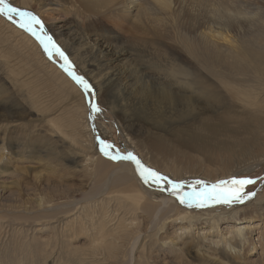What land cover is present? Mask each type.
Wrapping results in <instances>:
<instances>
[{
  "label": "bare ground",
  "instance_id": "6f19581e",
  "mask_svg": "<svg viewBox=\"0 0 264 264\" xmlns=\"http://www.w3.org/2000/svg\"><path fill=\"white\" fill-rule=\"evenodd\" d=\"M21 1L35 2L45 12L51 10L52 1L60 5L58 0H14L19 6ZM65 1L69 5L74 3L72 18L75 19L74 15L88 18L91 14L112 26L111 33L98 36L78 22L47 21L70 59L92 81L99 100L110 89L122 94L131 90L130 82L133 74H139V65L119 68L118 64L131 52L137 34L155 37L152 40L158 44L156 48L163 47L159 41L161 32L168 29L184 38L181 46L185 57L168 65H162L167 62L163 58L159 65L164 67H157L165 73L158 78L164 92L160 107L152 105L160 110L164 106L170 115L176 116H172L168 128L157 131L142 144L143 148L138 149L135 142L127 140L128 147L145 166L166 173L176 182L215 183L240 172H252L264 164V0ZM122 37H126L125 48L116 43ZM52 57L48 54L43 60L51 84L59 72ZM8 64L0 61L3 78L10 75ZM143 70L148 71L144 66ZM21 79L20 72L14 73L12 86L23 93L22 101L29 106L28 112L34 109L39 112L37 104L43 98L44 88L29 81L31 89L25 94L18 88ZM64 83L76 89L66 77ZM5 94L0 86V105ZM134 104L141 107L142 100ZM86 111L84 118L78 114L73 119V140L59 127H51L50 121L46 123L47 132L59 144H63V138L70 141L65 143L67 152L46 147L52 141L48 139L39 141L35 156L26 155V159L31 158L32 163L40 158L51 161L56 157L63 162L65 159L72 166L78 165L69 169L81 174L84 182L95 178L99 188L109 182L93 166L110 162L99 161L106 159L101 151L103 145L84 139L91 126L89 108ZM137 128L134 124L124 127L121 124L120 131L137 133ZM7 136L8 133L0 136V164L11 163L13 175H18L26 167L14 165L21 162L16 153L21 151L23 156L27 152L23 143H18L13 151L8 146L13 156L6 158V145L3 146ZM119 163L112 173L126 172L122 173V180H115L120 182L119 190L97 191L98 197L77 203L73 214L57 223L63 242L89 239V251L82 254L78 264H125L127 255L132 257V264H264V210L260 207L264 202L233 207L222 204L186 207L167 186L161 191L155 185H146L131 162ZM37 175L39 181L42 175L40 172ZM152 204L156 206L155 212ZM144 210L160 219L154 224L147 223L145 231L139 219ZM70 255L75 257L72 252Z\"/></svg>",
  "mask_w": 264,
  "mask_h": 264
},
{
  "label": "rangeland",
  "instance_id": "374dc122",
  "mask_svg": "<svg viewBox=\"0 0 264 264\" xmlns=\"http://www.w3.org/2000/svg\"><path fill=\"white\" fill-rule=\"evenodd\" d=\"M13 2L14 0H8L11 6L22 9V11H30L41 20L44 25V32L51 37L57 46H61V48L58 47L68 58L72 70L76 75L83 77L91 91L86 93L68 75L64 70V61L55 53L52 58L59 67V72L56 74L55 82L51 84L49 82L50 77L45 74L43 66L48 53L44 51L35 37L25 32L11 20L0 16V61L9 62L8 68L10 70L8 77L0 76V86L6 92L4 96H1L4 99L0 105V126L3 128V133L0 136L7 133L9 135L6 137L3 146L5 148L6 145V158L13 156L10 150L13 151L18 143H23L27 152L23 156L21 151L16 153L21 162L14 165L27 168L18 175H13L11 163L0 164V264H74V262L78 264V259L82 254L86 250L89 251V239L86 237L77 240L65 239L66 241L63 242L59 236L61 233L57 223L73 214L77 203L83 204L93 200V196L98 197L100 194L98 193V195L97 191L101 193L102 190L104 192L119 190L120 182L115 180L118 178L122 180V173L126 172L118 170L119 173H112L121 160H112L104 156L106 159H99V161L110 162L107 163L108 165L98 163L93 166V170L98 175L104 174L105 179L109 182L98 188L99 183L95 178L90 182H84L81 174L69 169L78 165L72 166L65 159L64 162L67 165L61 158L56 157L51 161L49 159L45 161L42 158L40 160L34 159L32 163L30 162L31 158L26 159V155L35 156L34 154L40 148L37 143L48 139L52 141H49L45 145L46 147L63 153L67 152L68 148L65 147V143L70 141L63 138V144H59L54 139V135L47 132L46 123L50 121L51 127H59L63 134L73 140L75 139L72 131L73 119L78 114L84 118L87 114L86 108H89V124L91 126L84 139L92 140L100 147L103 145L101 141L113 145V154H115V150H119L122 155L130 152L139 158V155L128 147L127 140L131 139L132 142H135L138 149L143 148L142 144L147 143L148 139L157 131L168 128L172 116H176L170 115L171 112L166 110L164 106L160 110L152 105L154 103L156 107H160L158 103L161 101V94L164 92L158 78L165 73L157 67H164L159 65L163 58H167V62L162 65L179 62V59L184 56V50L181 46V40L184 38H180V34L174 29H168L161 32L159 41L163 47L156 48L158 44L152 40L156 39L155 37L137 34L133 37L131 52L118 64L119 68L139 65V74H133V80L130 82L131 90L129 92L124 91L122 94L117 89H110L106 97L99 100L92 81L85 77L70 59L63 46L58 43L53 32L49 29L47 21L51 24L78 22L79 26L82 25L98 36L112 32L110 23L103 21L100 16L94 18L91 14L88 18H86L87 15H74L75 19L72 18L71 8L74 3L69 5L65 0H58L60 5L55 1L50 2L51 10L47 12L40 11L36 3L32 1H21L20 6ZM26 6H30V9L25 8ZM44 10H48V8ZM13 19L18 21L19 17ZM17 30L23 34L17 33ZM125 39L126 37H122L116 43L125 48L127 47V43L124 42ZM11 41L13 43H10ZM143 66L148 70L147 73L144 72ZM16 72H20L22 75L21 81L17 84L18 88H21L25 94L31 89V85H28L29 81H33L35 85L44 88L42 91L44 99H39L37 104L39 112L37 109L28 112L29 106L22 101L23 93L19 90L17 92V88L12 86V75ZM65 77L76 85V89H72L64 83ZM22 83L25 85L21 87L20 84ZM138 100H142L141 107L134 104ZM92 105L99 110L93 111ZM124 119L126 121H123ZM121 124L122 127L126 124L136 125L138 127L137 133L128 130L124 133L121 132ZM8 146L10 150L7 149ZM150 155H152L151 152ZM49 157H53V155ZM151 169L168 177L166 173L156 168L151 167ZM213 170L214 168H211V171ZM39 172L42 178L38 181L36 176H39L37 175ZM232 177H248L256 180L254 185H249L246 188L247 192H255V196L243 204L253 205L257 202H264V164L252 172H240L234 176L223 178V180ZM168 178L172 180V178ZM193 181H183L185 184L184 191L192 190L189 185ZM205 183L214 184V182ZM129 188L131 187H127V189ZM197 190H199V186H197ZM151 207L155 212V204H152ZM260 207L264 210V206ZM139 219L142 220L143 231H145L147 223L154 224L160 220L152 217V213L145 210ZM152 227L151 231L153 232L155 227ZM150 234L151 232H147V235ZM34 245L38 248H34ZM71 252L74 253L75 257L70 255ZM15 258L17 259L15 260ZM131 260L132 257L127 255L124 263L132 264Z\"/></svg>",
  "mask_w": 264,
  "mask_h": 264
},
{
  "label": "snow or ice",
  "instance_id": "6c2138e0",
  "mask_svg": "<svg viewBox=\"0 0 264 264\" xmlns=\"http://www.w3.org/2000/svg\"><path fill=\"white\" fill-rule=\"evenodd\" d=\"M0 16L6 17L25 32L35 37L44 48V51L49 54L50 59L53 53L59 56L64 61V70L68 75L86 93L91 91L83 77L76 75L72 70V65L63 51L44 32V25L36 15L30 11H22L11 6L8 0H0ZM14 17H19V20H14ZM92 108L93 111L99 110L94 105H92ZM101 143L103 144L101 151L106 157L112 160L131 162L135 165L138 175L146 185H155L161 191H164V185H167L171 190V194L176 197L179 203L187 207L202 208L212 204L231 206L233 204H243L255 196V192L246 191L249 185L256 183L255 179L248 177H232L211 185L206 184L202 180H196L189 185L192 189L191 191H184L185 184L183 182H174L154 169L148 168L130 152L122 155L119 150H115V154H113V145L103 141ZM197 186H199V190H197Z\"/></svg>",
  "mask_w": 264,
  "mask_h": 264
}]
</instances>
